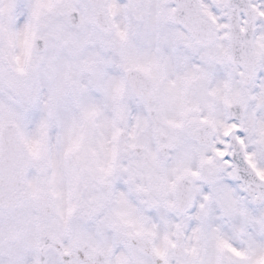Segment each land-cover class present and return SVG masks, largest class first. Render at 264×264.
<instances>
[{
	"label": "snow or ice",
	"instance_id": "1",
	"mask_svg": "<svg viewBox=\"0 0 264 264\" xmlns=\"http://www.w3.org/2000/svg\"><path fill=\"white\" fill-rule=\"evenodd\" d=\"M0 264H264V0H0Z\"/></svg>",
	"mask_w": 264,
	"mask_h": 264
}]
</instances>
